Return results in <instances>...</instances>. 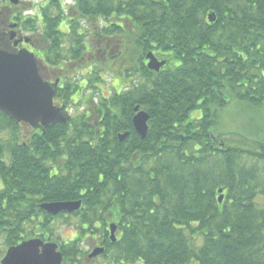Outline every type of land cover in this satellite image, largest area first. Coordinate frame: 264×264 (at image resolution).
I'll return each instance as SVG.
<instances>
[{
  "label": "trees",
  "instance_id": "obj_1",
  "mask_svg": "<svg viewBox=\"0 0 264 264\" xmlns=\"http://www.w3.org/2000/svg\"><path fill=\"white\" fill-rule=\"evenodd\" d=\"M69 1L24 4L34 16L22 17L0 0V46L16 23L56 72L94 57L86 103L96 99L43 133L0 112L1 258L38 238L58 246L62 264H90L79 244L92 235L104 248L98 264H264V0ZM81 22L108 44L128 37L134 57L117 77L142 82L105 97L102 76L123 53L95 58ZM150 52L167 60L158 73L145 67ZM79 91L65 77L54 102L78 108ZM135 106L150 117L144 140ZM78 201L71 215L40 209ZM57 218L77 221L72 241L55 236Z\"/></svg>",
  "mask_w": 264,
  "mask_h": 264
},
{
  "label": "water",
  "instance_id": "obj_2",
  "mask_svg": "<svg viewBox=\"0 0 264 264\" xmlns=\"http://www.w3.org/2000/svg\"><path fill=\"white\" fill-rule=\"evenodd\" d=\"M19 0H10V4L16 6ZM208 20H213L209 16ZM11 25L9 40L12 41V49L0 46V112L5 114L16 124H24L33 130L44 132L45 129L56 124H66L70 115L65 106H56L53 102L54 92L58 87V80L50 84L43 81L39 74L37 60L33 53L22 44H31L30 39L18 36ZM18 36V37H17ZM146 68L151 72H159L165 66V61H158L152 53L145 57ZM150 117L140 110L139 106L133 108L131 124L135 134L144 140L149 130ZM128 133L117 136L119 142L128 138ZM218 203L222 202V190H218ZM81 203L64 202L42 204L40 209L46 214L55 217L60 214L70 215L79 210ZM115 225L109 226L110 240L115 242ZM103 248L94 249L88 259L96 258L103 254ZM62 255L55 243L48 239L42 242L40 239H30L21 242L17 246L8 248L0 264H62Z\"/></svg>",
  "mask_w": 264,
  "mask_h": 264
},
{
  "label": "rangeland",
  "instance_id": "obj_3",
  "mask_svg": "<svg viewBox=\"0 0 264 264\" xmlns=\"http://www.w3.org/2000/svg\"><path fill=\"white\" fill-rule=\"evenodd\" d=\"M62 1L64 2V4H67V5L71 4V2L69 0H62ZM24 4L28 5V6H35V8L38 9L43 4V0H19V3L15 7V9L13 7H12V9L10 8L11 12L13 14L22 13L21 14L22 17L34 16L32 10H29L26 12L23 10L25 8ZM81 25H82L83 30L86 31V33L84 35L86 38L83 36L85 38L84 41L86 44L87 43L90 44L92 42V40H94L96 38V30L94 29L95 27H92L90 24H87L85 22H81ZM100 26H102V24H100ZM61 29L63 31V27ZM64 30H65V27H64ZM16 32L20 36H25L28 38L31 37L30 33H27V32L23 33V32H21L20 29H17ZM93 42L95 44L98 43L100 46V49L98 50L99 53L96 52L95 50H93L91 53V54L95 55V58H98L97 56L100 55L101 50L105 49V47L108 51H110V55L113 53L115 56V54H117L118 52L123 53L121 60L110 66L111 71L106 70L102 76L104 79H103V83L100 85V87H101L103 95L105 97H108L109 95H112L113 93H117V92L119 93L126 86H133L134 84L138 83L139 81H140V83L142 82L140 80V78L138 77L137 73H135V72L129 74L130 78L119 80V78L117 77L118 73L122 71L121 66H123L125 68L131 67V58L134 57V52H133V49L130 48L128 37L123 36V37H120L119 40L118 39H112L111 43H109V44L106 43L105 41H103L102 39H95ZM32 43H34V42H32ZM33 47H34V44H33ZM154 55L159 60L165 59V58L157 55L156 53H154ZM100 60L101 59L99 58L98 61H100ZM92 62H95L94 57H92V58L87 57L86 60L84 62H82V64L77 65V67L75 66V64L74 65H70V63L66 64L64 66V69L67 71H62V74L65 77L70 78L71 83H74V84H77L78 86H80L79 92L81 93V95H83V96H81V98H79L80 100L77 101L80 103V107L68 108L71 118L72 117H81L83 114H85V112H86L85 109L88 110L94 106L96 99L92 102V104L86 103L87 101H89L88 96H89L90 92H87V90L85 88V85H86L85 79L87 78V70L91 66V64H93ZM178 64H179L178 61L172 62L169 65V68L172 69L173 67L178 66ZM75 99L77 100L78 97H76ZM231 115L223 114L221 116V119H220L221 122L223 124L229 123ZM30 130L31 129L28 128V131H30ZM76 222L77 221L75 219H73L70 222L65 223V225H64L61 218H57V220L54 222L55 236L60 237L61 241L64 243H68L69 241H72L76 235V230L74 229V227L76 226ZM69 224H71V225H69ZM67 225H69V226H67ZM118 236H119V234L116 231L114 233V237L117 238ZM79 246H80V248L82 247V250H83V253L85 254V257H87L93 249H95L96 247H100L99 240L95 237L92 238V235H88L84 239V241L81 244H79ZM2 249H3L2 248V239L0 238V252L2 251ZM0 258H1V253H0ZM100 261L101 260L99 258H93V259H90L87 263L98 264Z\"/></svg>",
  "mask_w": 264,
  "mask_h": 264
},
{
  "label": "flooded vegetation",
  "instance_id": "obj_4",
  "mask_svg": "<svg viewBox=\"0 0 264 264\" xmlns=\"http://www.w3.org/2000/svg\"><path fill=\"white\" fill-rule=\"evenodd\" d=\"M7 45L9 48H11V44L8 40H7ZM22 47L27 48L31 52L33 51V45L32 46L22 45ZM106 53H107V49L104 51V54H106ZM39 66H40L39 73H40V76L42 77V79L45 82H48L50 84H53L58 80V87L61 88V85L63 83V79L65 78V76L62 74L63 70L60 69L61 71L56 72V70L49 68L48 66H46V64H43V65L40 64Z\"/></svg>",
  "mask_w": 264,
  "mask_h": 264
}]
</instances>
